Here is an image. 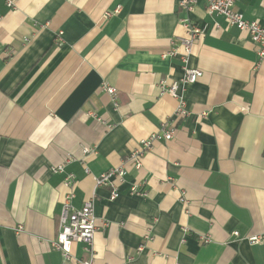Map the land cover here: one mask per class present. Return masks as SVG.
I'll return each mask as SVG.
<instances>
[{"label": "crops", "instance_id": "crops-1", "mask_svg": "<svg viewBox=\"0 0 264 264\" xmlns=\"http://www.w3.org/2000/svg\"><path fill=\"white\" fill-rule=\"evenodd\" d=\"M180 1L0 0V264L89 256L73 243L64 263L52 246L68 173L73 204L94 202L96 264H264V58L205 0ZM234 9L264 25V0ZM186 18L207 27L189 59L203 75L181 87L177 116L160 81L183 77L182 49L170 52ZM163 124L173 138L135 169L127 158ZM124 161L112 199L96 179Z\"/></svg>", "mask_w": 264, "mask_h": 264}, {"label": "built area", "instance_id": "built-area-1", "mask_svg": "<svg viewBox=\"0 0 264 264\" xmlns=\"http://www.w3.org/2000/svg\"><path fill=\"white\" fill-rule=\"evenodd\" d=\"M9 6H14L15 0H7ZM198 0H181L180 5L187 11L191 12L194 9ZM236 0H205L207 12L210 14L221 15L224 17L228 25L237 27L241 31H246L251 36V39L257 46V54L262 59L264 58V25L260 20H247L243 14L234 9ZM112 13L107 12L105 17H109ZM183 25L186 27V34L175 38V48L170 52L171 55H176L179 49H182L181 59L183 62V77L179 80L168 81L162 79L160 87L163 93H169L171 96L178 100V105L175 111L177 116H185L188 114L187 103L185 98L180 93L181 87L196 82L203 75V71L199 68L189 66V59L193 53L196 42L206 33L207 27L199 26L191 22L189 18L182 20ZM104 91L111 94L114 99L116 98L117 90L115 87L107 83H103L101 87ZM117 105V102H115ZM111 127V126H110ZM174 136V130L163 127L153 133L146 139L141 140L139 147L134 150L127 161H131L135 169L142 167V159L145 153L152 148L154 141L164 139L169 141ZM83 153L94 154L96 149L94 147L83 146ZM71 159L67 158L66 162ZM64 162L57 167L52 168L54 172H62L65 169ZM125 161L118 167L111 168L108 172L103 173L96 179V186L111 185L114 190L111 193V198L115 199L119 195V190L112 182L113 177H119L124 181L125 174ZM75 175L68 173L64 179L65 186L69 189L65 202L60 214V230L56 240L52 242V246L62 253L64 263H68L71 258V249L73 243H82L84 250L89 254L87 258L77 260L79 264H96L95 251H94V237L96 232L95 224V211L94 202L92 199H87L81 207H76L73 204L75 198ZM130 193L134 195L147 196L148 192L140 190L136 185L132 186ZM23 227L18 226V230ZM235 235H238L236 232ZM262 237H250L251 242L262 240Z\"/></svg>", "mask_w": 264, "mask_h": 264}]
</instances>
